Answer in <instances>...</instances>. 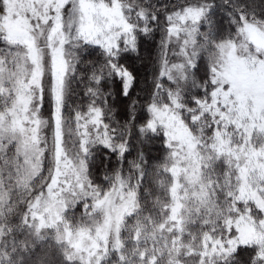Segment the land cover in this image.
Returning a JSON list of instances; mask_svg holds the SVG:
<instances>
[{"label": "snow or ice", "instance_id": "snow-or-ice-1", "mask_svg": "<svg viewBox=\"0 0 264 264\" xmlns=\"http://www.w3.org/2000/svg\"><path fill=\"white\" fill-rule=\"evenodd\" d=\"M0 264H264V0H0Z\"/></svg>", "mask_w": 264, "mask_h": 264}]
</instances>
